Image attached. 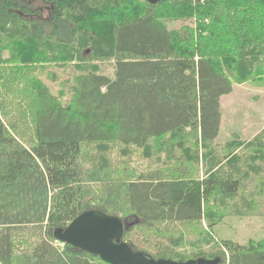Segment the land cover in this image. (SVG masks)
I'll list each match as a JSON object with an SVG mask.
<instances>
[{
    "label": "trees",
    "instance_id": "16d2710c",
    "mask_svg": "<svg viewBox=\"0 0 264 264\" xmlns=\"http://www.w3.org/2000/svg\"><path fill=\"white\" fill-rule=\"evenodd\" d=\"M44 2L45 22L35 10ZM71 61L77 69L113 61L114 78L79 67L64 100L37 72ZM262 65L264 0H0V264H106L54 236L89 210L137 222L123 236L134 252L187 261L138 250L127 237L198 224L211 218L212 200L240 193L241 162L225 172L210 154L208 176L195 179L186 165L198 151L187 145L217 138L221 97ZM162 138L165 164L147 173L130 166ZM216 257L264 264V238L222 240L208 259Z\"/></svg>",
    "mask_w": 264,
    "mask_h": 264
},
{
    "label": "rangeland",
    "instance_id": "374dc122",
    "mask_svg": "<svg viewBox=\"0 0 264 264\" xmlns=\"http://www.w3.org/2000/svg\"><path fill=\"white\" fill-rule=\"evenodd\" d=\"M36 8L41 9L40 20L45 22L48 16L46 6L39 3L36 4ZM193 23L190 20L180 21L177 22V26L193 25ZM44 29L48 32L53 30L52 26L50 29L44 26ZM64 29L67 30V25H64ZM57 32L61 33L64 39L68 36L64 31ZM4 57H7V53ZM76 65L78 64L75 61L65 63L63 67L54 64L43 65L44 71L37 72V76L53 95L60 97L63 92L64 100L71 97L72 74L77 71L95 66L98 74L110 79L114 78L115 63L113 61L84 63L78 66V69ZM260 68L262 69L259 70ZM260 68L252 69L251 78L248 80L239 84L234 82L231 93L221 97V124L217 138L206 147L202 146L200 139L189 142L187 145L192 150L198 151V162H190L186 165L195 179H204L208 176L210 154L212 158L216 156L222 159L220 169L225 172L231 171L234 165L239 167L241 162L247 174L242 180L240 193L231 197L219 195L217 200H212L208 212L211 218L202 219L198 224L163 223L156 224L149 231L133 229L127 240H131L138 250L144 249L153 255L157 253H171L175 257L184 255L187 260L196 259V257L208 259L221 251L222 240L246 245L250 240L260 241L264 238V65ZM63 97H61L62 102ZM164 142L165 138L154 145L151 142L150 155L143 156L140 153L139 156L138 152H134L130 166L139 172L147 173L165 164L166 155L162 153L161 148ZM110 150L113 151V148ZM174 153L178 158L179 151L175 150ZM235 154H238L237 159ZM88 155L93 154L88 151ZM119 160L128 159L127 157L118 159L116 163ZM234 175L237 177L235 172ZM59 246L62 247L61 244Z\"/></svg>",
    "mask_w": 264,
    "mask_h": 264
},
{
    "label": "water",
    "instance_id": "95a60500",
    "mask_svg": "<svg viewBox=\"0 0 264 264\" xmlns=\"http://www.w3.org/2000/svg\"><path fill=\"white\" fill-rule=\"evenodd\" d=\"M156 4L160 0H144ZM127 220L109 216L98 210H89L78 215L66 227L54 231L55 239L62 244L97 256L106 264H221L222 259L199 257L185 262L170 259H154L148 253L134 252L123 241L124 233L133 225Z\"/></svg>",
    "mask_w": 264,
    "mask_h": 264
},
{
    "label": "flooded vegetation",
    "instance_id": "af4514ba",
    "mask_svg": "<svg viewBox=\"0 0 264 264\" xmlns=\"http://www.w3.org/2000/svg\"><path fill=\"white\" fill-rule=\"evenodd\" d=\"M36 4H39V3H36ZM43 4H44V7L46 6V8L48 10V16H47L46 20L49 21L50 20V10L52 9V7L46 2H44ZM35 10L38 11L39 14L42 13L40 8H35ZM40 18H41V16H40Z\"/></svg>",
    "mask_w": 264,
    "mask_h": 264
},
{
    "label": "crops",
    "instance_id": "0c3cea01",
    "mask_svg": "<svg viewBox=\"0 0 264 264\" xmlns=\"http://www.w3.org/2000/svg\"><path fill=\"white\" fill-rule=\"evenodd\" d=\"M220 124H221V122H220ZM219 132H220V128H219Z\"/></svg>",
    "mask_w": 264,
    "mask_h": 264
}]
</instances>
